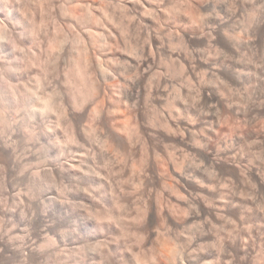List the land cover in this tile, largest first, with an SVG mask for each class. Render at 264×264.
I'll list each match as a JSON object with an SVG mask.
<instances>
[{
  "label": "clouds",
  "instance_id": "obj_1",
  "mask_svg": "<svg viewBox=\"0 0 264 264\" xmlns=\"http://www.w3.org/2000/svg\"><path fill=\"white\" fill-rule=\"evenodd\" d=\"M0 264H264V0H0Z\"/></svg>",
  "mask_w": 264,
  "mask_h": 264
}]
</instances>
